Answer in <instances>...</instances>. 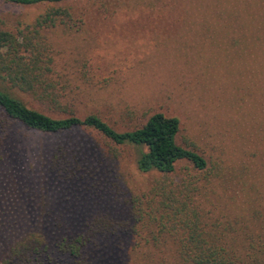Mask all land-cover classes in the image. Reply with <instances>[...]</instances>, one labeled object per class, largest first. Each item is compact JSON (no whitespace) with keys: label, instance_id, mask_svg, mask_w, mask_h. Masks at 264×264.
<instances>
[{"label":"rangeland","instance_id":"obj_1","mask_svg":"<svg viewBox=\"0 0 264 264\" xmlns=\"http://www.w3.org/2000/svg\"><path fill=\"white\" fill-rule=\"evenodd\" d=\"M59 6L78 25L48 32L61 106L15 96L52 118L97 115L120 132L157 113L177 118L178 144L202 155L207 169L183 161L172 178L203 180L207 221L233 227L238 238L242 222L264 220V0H0V29L16 32ZM110 147L92 129L45 134L8 125L0 111V252L36 233L48 245L47 264H74L57 242L102 217L115 231L92 238L88 264H144L126 228L127 201L159 175L140 172L133 149L118 147L114 158ZM58 148L85 166L78 178L66 181L50 168L48 155ZM161 252L164 264H176L172 243Z\"/></svg>","mask_w":264,"mask_h":264},{"label":"trees","instance_id":"obj_2","mask_svg":"<svg viewBox=\"0 0 264 264\" xmlns=\"http://www.w3.org/2000/svg\"><path fill=\"white\" fill-rule=\"evenodd\" d=\"M14 5L30 6L39 3L63 4L83 0H7ZM264 32V23H258ZM77 23L69 7L48 9L32 24L16 32L0 29V111L8 121L40 133L58 134L76 128L92 129L113 147L110 155L119 158L118 147L135 151L136 165L142 173H156L159 178L151 189L127 201L129 221L126 228L138 240V253L144 264H164L162 247L172 243L176 248V264H264V220L254 216L239 227L238 238L231 236L235 229L221 228L207 221L199 203L204 189L203 180L188 175L176 182L173 175L177 164L188 162L198 172L207 169L206 159L197 151L178 144L180 120L164 114L152 115L147 122L127 131H117L101 117L70 116L52 118L26 106L15 92L34 100L61 106L59 82L55 77L54 51L48 32L64 27L72 31ZM7 87H5V86ZM67 150L58 148L49 153L50 168L66 181L78 178L84 171L80 162L72 164ZM205 182H208L206 179ZM115 224L98 217L85 233L57 242V251L74 264H88L84 255L92 238L113 233ZM48 245L43 236L32 233L0 252V264H47Z\"/></svg>","mask_w":264,"mask_h":264}]
</instances>
